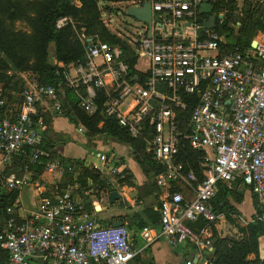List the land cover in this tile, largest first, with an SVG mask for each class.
<instances>
[{"label": "built area", "instance_id": "2783aa9c", "mask_svg": "<svg viewBox=\"0 0 264 264\" xmlns=\"http://www.w3.org/2000/svg\"><path fill=\"white\" fill-rule=\"evenodd\" d=\"M129 2L130 7L150 3L152 8L151 23H144V34L130 46L140 61L146 60V70L135 66L141 76L130 74L119 46L83 35L84 61L58 71L57 85L28 82L21 109H12L0 87V195L32 189L36 201L30 210L6 207L0 222V264H131L144 250L134 248L125 225L103 227L90 218L73 190L49 194L44 176L73 173L74 164L43 147L44 120L37 106L49 98L55 114L63 116L57 91L65 87H83L81 105L91 114L104 92L105 116L133 138L149 136V152L163 171L156 180L159 228H143L146 244L160 238L176 250L192 245L197 262L217 264L210 258L213 229L226 223L213 210L218 183L247 187L262 206L258 219L264 222V44L223 54L225 40L216 27L225 15L215 13V0ZM205 3L213 6V30L205 28ZM101 11L107 27L110 14ZM69 23L62 18L57 28ZM182 140L204 155L201 182L180 160ZM99 159L102 167L108 164L107 155ZM37 166L43 167L38 178ZM199 222L206 223L199 231L188 225Z\"/></svg>", "mask_w": 264, "mask_h": 264}, {"label": "trees", "instance_id": "16d2710c", "mask_svg": "<svg viewBox=\"0 0 264 264\" xmlns=\"http://www.w3.org/2000/svg\"><path fill=\"white\" fill-rule=\"evenodd\" d=\"M76 1L81 4L80 7L76 5ZM99 2L100 0H35L27 4L30 7V12H32V15H30L26 6L21 2L0 0V8H2L4 13L11 12V16L14 19L26 17L31 27L30 34H18L9 31L7 33L4 25L0 23V71H7L10 68L15 71L32 70L34 75L36 74L35 76L41 80V83L57 85L59 81L57 77L58 71H63L66 66L83 62L85 59V45L78 36L80 32H83L82 34L87 38H93L95 41L98 39L119 46L124 53V61L130 66V74L133 76L140 75L135 69L137 57L134 50L127 43H124L109 32L102 21V11ZM228 3L229 1L225 0H215V13H222L221 9L228 6ZM260 6L259 9L261 11L264 10V4ZM109 10L106 7V11L110 12L111 10ZM65 17L71 19L72 23L58 29L57 22ZM234 19L235 14L231 13L228 18L225 17V22L220 26L229 30L228 35L230 37L234 36L235 32L237 33L236 41L230 42L228 37L225 39V44L222 47L223 54L237 49L243 51L251 48L253 40H246V38L251 37L253 34L255 36L259 29L264 30V17L262 19L263 22L258 23V21L254 20L253 15H248L247 18L243 19V24L236 31L229 27V24ZM25 48L29 50L28 57L17 53V50H24ZM67 92L71 96L69 97V102H67L66 110L63 111V113L65 112L63 116L68 118L72 124L77 127L81 125L87 130L88 136L101 134L130 145L136 160L145 174L153 173L154 176H157L163 171V168L154 162L153 159L151 160L150 154L146 152L148 135L146 139L133 138L128 131L119 126L115 119L105 116L104 102L106 98L104 92H99V98L96 101L97 111L92 115L81 109L79 99L73 90H67ZM191 110L192 107H189L182 115L183 123H186ZM102 122H104V126L100 128L99 126ZM182 143L185 146H182L180 160L186 165L187 171L190 168L194 169L199 182L203 181L204 176L199 159L204 155L194 152L189 147L188 142L182 140ZM115 156V153L110 154V157L114 158ZM43 161L46 160L43 159ZM145 161L146 164L143 163ZM37 169L40 172L43 171L42 166H37ZM84 174L91 176L94 181L98 179L97 175L91 173L88 168H85ZM129 178L131 177L129 176ZM241 185L237 182L229 187L224 183H218L217 194L212 200L214 212L223 214L227 221L231 223H235L236 218L241 217V213L236 207V204H240L244 198V193L239 189ZM82 186H86V182L82 183ZM103 187L112 188L111 185H103ZM138 188L141 191L143 190L141 186ZM12 194L3 193L0 195V222L3 220L6 207L13 205V201L10 198ZM140 200L141 195L137 198V201ZM254 207L253 222L249 223L246 228L237 226L240 233L243 234L242 241L220 239L217 236V231L213 229L212 246L216 250L217 264H261L259 253L260 239L264 237V222L258 218L262 216L263 210L258 208L256 202H254ZM153 218L156 222L159 220V215L155 213ZM136 223L140 228L145 226L143 222L139 223L136 221ZM188 225L192 229L199 231L204 228L206 223H189ZM192 247V250H196L194 246ZM251 254L256 255V260L253 262L247 260ZM136 264H154V262L137 261ZM182 264L187 263L183 262Z\"/></svg>", "mask_w": 264, "mask_h": 264}, {"label": "crops", "instance_id": "0c3cea01", "mask_svg": "<svg viewBox=\"0 0 264 264\" xmlns=\"http://www.w3.org/2000/svg\"><path fill=\"white\" fill-rule=\"evenodd\" d=\"M257 1L258 0H251V2H257ZM259 1L261 2V5L264 4L263 0H259ZM261 36L264 37L263 34ZM257 42L258 44L261 43L264 44V41L258 40ZM62 118H64V116H57V115L52 116L51 125L49 126L50 128L53 126V128H55L57 133L67 134L64 133L61 129H58L56 127V126L66 125L65 122H68V119L65 117L66 120L63 121L64 119ZM43 124H44L43 127L46 130L48 128V126L46 125L47 122L45 123L44 120ZM103 126H104V122H102L99 127L102 128ZM72 127L73 129L70 128L69 132L71 133V138H73L75 142L71 141V143L73 142L71 146L69 144H62L53 141L48 148L47 146L45 147L44 145L43 147L53 157H55V155L57 154L59 156L58 158L62 159L63 161L69 163L72 162L74 164L73 173H75V168L77 169L78 167L82 166L81 169L84 168V172H85V168H88L91 171V173L97 175L98 179L94 181L91 176L85 175L84 173H82L83 179L75 178L72 175H67V176L55 175L53 176V178L46 175V177L44 176V179L49 180L50 182L47 187L50 190L49 192H51L50 194L57 195L64 190H73L77 201L79 202V204H81V206H83L84 211L89 215L90 218L95 219L99 225H102L103 227H109L112 226L113 223L115 222H123L124 225L129 230L134 248L140 250L144 249L132 261L131 264H136L137 261H150V262L152 261L154 262V264H182L183 262L187 263L188 261H194V264H202L201 262H197V260L194 258V255L197 251L192 250L193 247L191 245H186L176 250L171 248L163 239L157 238L154 240V242L146 244V242L141 237L143 228H139V229L136 228V226H138L136 221H138L139 223L140 222L145 223L144 227L150 226L156 229L159 228L158 226L159 220L156 219L157 221L155 222L153 218V215L155 213L159 215L158 209L156 210V208H153L154 201L159 198L158 197L159 190L154 186V183L152 181V173L149 175L145 174L143 169L139 166L140 164L135 158L132 147L121 141L108 138L101 134L91 136L87 140L86 139L87 130L85 128H83L81 125L76 127L74 126V124ZM78 138H81V141H77ZM83 139L87 140L86 143H88V146H83ZM146 152L151 155V153L149 152L147 141H146ZM111 153H115L116 156L114 158L110 157ZM99 155H107L108 158L107 165L103 167L101 166L102 163L99 159ZM96 166L98 167L101 166L102 167L101 170L96 169ZM119 169L127 171L128 177L125 182L121 183L119 179L116 178L115 173H117V170ZM41 173L42 172L37 170L35 173V177L37 178L40 177ZM129 176L131 178H129ZM84 182H86L87 186H82V183ZM92 183H94L95 186H99V187H102V184L112 186V188H104L105 191H107L105 192L104 199L110 203L111 208H105V209H103V207L99 208L100 205H98V203L97 204L95 203V205L97 206L96 207L94 206L95 207L94 210H87V208L89 207L88 204H90L92 200V196L90 195V191L86 192L85 190L86 188H91L90 185ZM140 186L143 188L142 191L138 188ZM228 186L231 187L232 185H228ZM241 187L246 189V191L245 193L243 192L244 193L243 201L240 204H236V207L241 213L240 218L243 217V219L253 220V216L255 215L254 202H256L255 199L256 197L248 188L241 185L239 186V189ZM135 190L139 191V193L138 195L135 196L134 199H132L133 201L130 202L126 197L127 196L130 197V195H134L135 193L133 191ZM23 191L19 194L20 200L23 199ZM113 191H118L120 193L121 199L122 198L127 199L130 205L127 206L123 200L116 201L114 204H112L110 202V194ZM140 195H141V200L137 201V198ZM248 200L251 202L250 205H248ZM32 201L34 202V207H35L36 201L34 194L32 197ZM120 204L123 206H121L120 211H117L119 209ZM245 204L246 207L242 209V206ZM131 207L132 208L134 207L133 212L136 213L139 210H141L140 211L141 216L139 217L141 218V220H138V216L136 214L134 216L131 215L132 211L129 210ZM226 222L229 221H227L226 219ZM224 224L225 223L221 224V226L219 227L223 228L225 226ZM262 254H264V237L260 239V253H259L260 259ZM214 258L216 259L215 255ZM247 260L249 262H253L254 260H256V255L255 254L249 255ZM261 264H262V260H261Z\"/></svg>", "mask_w": 264, "mask_h": 264}, {"label": "rangeland", "instance_id": "374dc122", "mask_svg": "<svg viewBox=\"0 0 264 264\" xmlns=\"http://www.w3.org/2000/svg\"><path fill=\"white\" fill-rule=\"evenodd\" d=\"M15 1H19L24 6H26L29 14L32 15V12H30V7L27 6V4L32 3L35 0H15ZM225 1H229V3L227 4L228 6L221 9V11H222V13L225 14V17H227V18L229 17V15L231 13L235 14V19L233 20V22L231 24H229V27L234 29L235 31L237 30L238 27H240L241 24H243V19L247 18L248 15H253L254 20H256V22L258 21V23L263 22L262 19L264 17V10L261 11V9H259L261 7L260 6L261 2L259 0L257 2H251V0H225ZM76 5L78 7L81 6V4L78 1H76ZM99 5L104 10H106V7H108V9L111 10V11L109 10L110 12L106 11V12H108V14H110L109 18L107 16V18L110 20V23L107 26L108 30L112 35L118 37L124 43H127L129 46H133L135 41L139 38V36L144 34L146 25L144 23L138 21L137 19L130 17L128 15L127 11H128V8L130 7L129 0H100ZM0 23L4 25L5 31L7 33H9V32H14V33H18V34L19 33H24V34H30L31 33V27H30V24H29L26 17L14 19L11 16V12L4 13L2 11V8H0ZM70 23H72L71 19H70ZM235 23L236 24L238 23V24L236 25ZM228 31L229 30L224 29V28L220 27L219 25L216 28V32H218L219 34L221 33L220 35L222 38H224L223 40H225L228 37L230 42L236 41L237 33L235 32V35L230 37L228 35L229 34ZM82 33L83 32H80L78 34L80 39H82V37H83ZM262 34L264 35V30L262 31L259 29V30H257L255 36L253 34L251 37H247L246 40L251 39V40H257V41L258 40L264 41V37L261 36ZM17 53H19V55H25L26 57H28L29 50H28V48H25L24 50H17ZM210 54H213V53H210ZM136 66H137V69L139 71L146 70V66H147L146 60L144 58H142L140 61V59L137 57ZM35 75H34V72L32 70L15 71V70L10 68L7 71H0V87L3 89L4 97L5 98L7 97L6 100L10 103V106L12 107L13 110H19L22 108V105H23L22 95H23L24 91L26 90L28 82H31L32 79H36L39 83H41L40 82L41 80L39 78H37V76H35ZM41 84H43V83H41ZM67 90H73L74 91L77 98L79 99L80 107H81V109H83L82 105H81V103H82L81 97L85 96V91H84L83 87H79L78 89L65 87L64 89H61V90L59 89L57 91L58 95H59L58 100L60 101L61 105L63 106V111L66 110L67 102H69V97L71 96L70 93L67 92ZM129 102L127 103V105L129 104ZM127 105L123 107L124 110L127 107ZM37 109H38L39 115L43 117V119L45 120V123L47 122L46 125L48 126V128L46 130L43 128V134H44V140H45L44 146L45 147L47 146V148H48L49 145H51L53 141H56L57 143H62V144H69L70 146L73 142H75L73 140V138H71V133L69 132L70 128L73 129V127H72L73 124L69 121L68 118H67L68 122H65L66 125L56 126L58 129H61L64 133H67V134L57 133L55 128H53V126L50 128L49 125H51L52 116L56 115L54 112V104L52 103V100H50L49 98L46 99L44 101L43 105L39 104L37 106ZM84 111H86V110H84ZM86 112L89 115H92L91 113H89V111H86ZM62 119H64L63 121L66 120L65 117ZM74 126H76V125H74ZM90 137L91 136L87 135L86 139L88 140ZM86 139H83V146H88V143H86V141H87ZM71 141H73V142L71 143ZM77 141H81V138H78ZM182 146H185V144L183 145V143L181 142V148H182ZM55 157L58 158L59 156L56 154ZM150 157L152 160L151 155H150ZM201 160H202V158L200 157L199 161L201 162ZM143 163L146 164V161ZM81 167L82 166L78 167L77 169L75 168V173H73V174L68 173V174H64L63 176L72 175L75 178L83 179L82 173H84V168L81 169ZM140 172H141V170H140ZM115 174H116V178H118L121 183L125 182L127 180V177H128L127 171L119 169V170H117V173H115ZM156 180H157V176H154V174L152 173V181L154 183L155 188H158L157 184H156ZM90 186H91V188H86V190H85L86 192L91 191L90 195L92 196V200H91L90 204H88L89 207L87 208V210H94V208L97 206V205H95V203L96 204L98 203V205H100L99 208H101V207H103V209L111 208L110 203L104 199L105 192H107V191H105L103 184H102V187L95 186L94 183H92ZM240 191L245 193L246 189L241 187ZM50 193L51 192H49V194ZM19 194L20 193H13L10 196L11 200L13 201V205L18 207V209H20V208H23L26 210L32 209L34 207V202L32 201V197H33L32 190L31 189H29V190L25 189L23 191V199L22 200H20ZM126 198L130 202L133 201L129 196H127ZM255 199H256V203H257L258 208L263 210L258 199L257 198H255ZM250 203L251 202L248 200V205H250ZM153 205H154L153 208H156V210L159 208V198L154 201ZM121 206H123V205L120 204L119 209L117 211L121 210L120 209ZM244 207H246V204L242 206V209H244ZM133 209H134V207L133 208L131 207L129 209L130 211H132L131 215L134 216L136 214L138 216V220H141V218H139L141 216V212H140L141 210H139L136 213V212H133ZM251 220L252 219H250V220L243 219V217H242V218H236L235 223L226 222L224 224L225 226L223 228L219 227L218 229H215L217 231V236L220 239H229V241L235 240V241L240 242V241H242L241 239L243 238V234L240 233L239 228L237 226H239L240 228H246L247 225H249V223H251L253 221V220L252 221ZM136 228L139 229L140 227L136 226ZM234 228H236L237 230ZM234 231H236V232H234Z\"/></svg>", "mask_w": 264, "mask_h": 264}, {"label": "water", "instance_id": "95a60500", "mask_svg": "<svg viewBox=\"0 0 264 264\" xmlns=\"http://www.w3.org/2000/svg\"><path fill=\"white\" fill-rule=\"evenodd\" d=\"M201 13L205 15H209L208 20L205 22V28L213 30L215 29V23H216V17L213 15V6L210 3H205L201 6ZM128 15L130 17H133L137 19L138 21L142 23H151L152 21V8L150 3H145L142 7L136 8V7H130L128 10ZM258 45V42L256 40L253 41L252 47L256 48ZM135 194L130 195L131 199H134L136 195H138L139 191L135 190L133 191ZM123 200L127 206L130 205L129 201L127 199H121L120 193L118 191H113L110 194V202L114 204L116 201ZM113 227H120L124 226L123 222H115L112 225ZM216 253L215 249H212L210 258L213 259V261L216 263L217 259L214 258V255ZM262 264H264V254L261 255Z\"/></svg>", "mask_w": 264, "mask_h": 264}]
</instances>
